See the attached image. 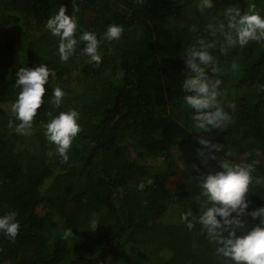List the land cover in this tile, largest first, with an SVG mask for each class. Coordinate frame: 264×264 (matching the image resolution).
<instances>
[{"label":"trees","instance_id":"obj_1","mask_svg":"<svg viewBox=\"0 0 264 264\" xmlns=\"http://www.w3.org/2000/svg\"><path fill=\"white\" fill-rule=\"evenodd\" d=\"M249 3L264 14V0H214L203 13L198 0H0V215L15 212L20 222L14 240L0 233V264H153L147 252L155 264H226L201 226L189 230L180 215H199L195 176L217 164L197 155L199 137L222 144L218 157L255 161L246 196L250 209L264 205V43L214 50L223 68L218 99L232 120L210 132L191 127L183 54L225 7L243 12ZM62 5L98 39L108 25L122 26L118 40L100 43L99 64L78 54L82 43L60 60L58 37L44 25ZM39 63L53 70L52 86L31 135L17 134L8 127L15 74ZM56 86L65 91L59 107ZM71 108L82 130L63 161L43 124ZM180 148L190 152L188 169H154ZM248 219V230L259 223Z\"/></svg>","mask_w":264,"mask_h":264},{"label":"clouds","instance_id":"obj_2","mask_svg":"<svg viewBox=\"0 0 264 264\" xmlns=\"http://www.w3.org/2000/svg\"><path fill=\"white\" fill-rule=\"evenodd\" d=\"M197 7L203 13L214 8V0H198ZM44 27L55 37H58V53L62 62L77 54V48L82 43L79 55L87 56L89 62L101 61L99 45L103 40L119 39L123 32L122 26L110 24L99 37L93 31L80 32L78 17L73 10L68 14L66 6L49 16ZM195 30V29H194ZM204 34L194 39L183 54L184 76L181 88L185 95L184 104L190 109L191 127L194 132H210L226 128L232 120L224 110L218 97L221 96L222 80L216 74L223 71L218 64V58L213 54L219 50L221 55L237 46L243 48L250 42L264 43V14L256 8L255 3H249L246 11H241L237 5H229L223 9L218 18H213L204 25ZM236 67L235 64L232 65ZM50 74H55L45 63L34 67H20L16 71L15 84L20 88L15 102L11 105L13 118L8 121V127L14 128L17 134L31 135L37 110L44 103L45 85L51 83ZM258 90H264L259 85ZM65 96L62 87H52L51 103L59 107ZM43 124L47 141L55 146V153L63 161L69 159V151L77 134L82 130L79 113L71 108L61 111ZM197 155L207 164L209 159L217 164L207 171H201L195 176L199 194L196 202L199 215H194L191 208L180 215V221L191 230L196 224L206 234L210 243L214 244L218 257L224 258L226 264H264V205L250 209V201L246 194L253 181L252 173L255 161L251 163L235 162L216 155L223 148L222 144L210 139L199 137ZM49 155H52L49 152ZM138 187L143 190L145 185ZM249 217L259 219V223L248 230ZM97 222L91 221V228L97 227ZM20 222L16 213L0 215V233L14 240L19 232ZM241 233L238 235L237 233ZM73 236L72 228L65 229L63 238Z\"/></svg>","mask_w":264,"mask_h":264},{"label":"rangeland","instance_id":"obj_3","mask_svg":"<svg viewBox=\"0 0 264 264\" xmlns=\"http://www.w3.org/2000/svg\"><path fill=\"white\" fill-rule=\"evenodd\" d=\"M248 154H246L247 156ZM190 152L186 148H180L174 152L173 156H170L168 159H163L158 162V164L154 167V169L160 170H171L176 169L179 171H183L188 169L189 167V157ZM187 172H191L190 170H186ZM147 257H149L150 261L155 264L154 258L147 252Z\"/></svg>","mask_w":264,"mask_h":264}]
</instances>
